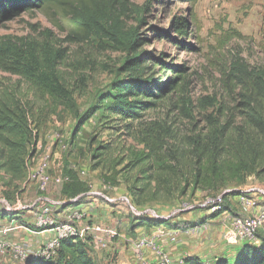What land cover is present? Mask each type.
Listing matches in <instances>:
<instances>
[{
    "label": "trees",
    "instance_id": "trees-1",
    "mask_svg": "<svg viewBox=\"0 0 264 264\" xmlns=\"http://www.w3.org/2000/svg\"><path fill=\"white\" fill-rule=\"evenodd\" d=\"M52 4L59 5L73 25L63 38L58 39L49 29L40 33L41 40L29 34L0 37V72L18 78L17 82L0 80V185L5 188L4 198L9 202L13 194L20 195L27 178L30 179L40 135L38 98L46 96L73 111L76 118L73 137L100 107L77 113L73 89L61 69L67 49L56 43H81L97 36L107 37L115 49L125 52L117 69L125 75L113 82L104 99L109 98L110 111L125 121L127 134L141 146L130 147L119 161L125 162L124 170L140 166L129 185L130 204L171 201L192 196L201 189L220 194L221 204L219 210L206 213L198 223L213 220L224 211L238 213L237 199L242 190L232 186H244L251 177L260 182L264 176V65L251 67L239 55H232L220 72V93L193 100L189 95L186 66L165 61L164 53L155 55L143 49L146 40L141 37L138 26H127L121 19L129 8L127 0H0V21L44 10ZM134 10L140 14V8ZM186 26L185 18L178 17L172 23L173 33L186 35ZM157 36L171 43L178 41L166 32ZM178 44L195 50L182 40ZM155 68L161 73L159 77L155 76ZM21 83L32 96L22 90ZM162 102L170 104L169 112L176 111L189 119L192 128L175 134L165 121L141 122L147 111ZM193 113L199 118L194 119ZM134 122L139 123L135 133L131 132ZM106 148L99 143L95 147L97 157ZM62 175L67 177L61 184L66 201L58 210L82 204L89 192L76 172L62 167ZM102 178L106 183L116 184L115 174ZM229 186L233 189L222 193ZM76 197V201L69 202ZM4 212L11 217L12 212ZM174 219L136 215L130 219V230L150 234L157 229L176 230L198 224ZM256 237V243L241 242L233 246L231 253L213 255L209 260L187 255L182 258L183 264H264V235L257 232ZM91 241L87 235L63 238L50 258L20 264H98L97 257L94 260L92 255Z\"/></svg>",
    "mask_w": 264,
    "mask_h": 264
},
{
    "label": "rangeland",
    "instance_id": "rangeland-1",
    "mask_svg": "<svg viewBox=\"0 0 264 264\" xmlns=\"http://www.w3.org/2000/svg\"><path fill=\"white\" fill-rule=\"evenodd\" d=\"M66 1L74 2L75 0ZM127 1L129 8L121 19L127 26H138L141 37L146 40L143 49L150 50L155 55L164 53L165 61L177 66H186L189 95L193 100L204 95L220 93L218 86L220 72L232 55H239L251 67L264 65V0ZM134 8H140V14H137ZM178 17L185 18L187 21V34L184 36H176L172 30V23ZM140 19H142L141 22H139ZM72 28L73 25L64 11L59 5L52 4L44 10L24 13L11 20L0 21V37L29 34L41 40L43 36L40 33L44 29H49L58 39H61ZM165 32L176 37L178 41L171 43L157 36L158 33ZM180 40L184 44L194 46L195 50L178 46ZM56 43L67 49L61 69L65 72L64 77L68 85L73 89L77 113L84 114L91 108L99 105L100 107L73 137L76 124L73 111L59 101L46 96L38 98L36 107L40 135L37 147H40V151L36 154L34 164L43 153H50L51 177L60 175L63 167L76 172L77 176L86 183L88 191L95 193L88 195L89 198H84L82 201L83 204H91L92 210H95V223L92 216H87L91 210H84V219H87L88 223L93 222L96 225L111 228L117 234L111 240L108 249H95V257L102 255L100 259L102 257L115 259L119 255L115 249L119 251L125 247L123 254L129 257V260H133L135 253L131 247H127L129 243L125 240L126 237L135 238L138 234L137 229L133 233L130 230V219L133 216L142 215L160 220L181 216L180 222L198 223L206 213H209L207 209L210 206H202L203 203L207 198L213 195L215 197L218 193L197 189L192 196L177 197L171 201L156 200L143 205H131L127 199L130 193L129 185L140 166L124 170L125 162L119 161L130 147L141 146L127 134L123 126L125 121L112 114L109 109V98L104 99V94L111 90L113 82L125 75L117 71L123 62L125 52L115 49L107 37L99 39L97 36H92L88 41L81 43L59 41ZM160 75L159 72L155 74L156 77ZM7 79L13 82L18 81L17 77L0 72V80L5 82ZM21 86L23 91L30 93L24 83H21ZM29 95L32 96V93ZM169 105L168 102L160 103L157 108L147 111L141 122L165 121L172 126L175 134L189 131L193 123L176 111L169 112ZM192 116L195 117L194 119L199 118L195 113ZM138 125L139 123L134 122L131 132L135 133ZM99 143H103L107 148L101 150V156L97 157L98 152L95 151V147ZM109 174H115L116 184L103 181L102 176ZM244 184V186L232 187L241 190L249 187H264V176L260 182L251 177ZM3 189L5 188L0 185V213L7 215L4 212L6 207L19 208L12 212L11 217H19L20 214L27 219L30 218L28 207L40 195L37 183L27 178L21 194H13L14 197L9 202L3 196ZM230 189L233 188L229 186L222 190V193ZM46 192L51 199L66 201L61 192V184L51 182ZM101 196L108 197L111 199L110 202L105 201ZM189 204L194 205V208L184 209ZM58 209L53 208V212L55 210L58 212ZM218 229V225L214 224L205 233L183 235L181 240L193 239L205 242L207 250H214L208 251L212 254L220 243L223 244V240L219 238ZM85 235L91 237L88 233ZM232 248L228 253H231ZM0 264L20 263L13 262L6 256H0Z\"/></svg>",
    "mask_w": 264,
    "mask_h": 264
},
{
    "label": "built area",
    "instance_id": "built-area-1",
    "mask_svg": "<svg viewBox=\"0 0 264 264\" xmlns=\"http://www.w3.org/2000/svg\"><path fill=\"white\" fill-rule=\"evenodd\" d=\"M40 151L37 147L36 154ZM43 153V152H42ZM37 157V155H35ZM35 160V158H34ZM51 164L50 153H43L38 157V161L30 170L29 177L37 183L40 195L28 207V212L32 216V223L29 226L16 223L8 219L0 225V256L8 257L13 262H24L26 260L48 259L55 253L59 241L67 237H84L90 234L96 249H108L111 240L117 235L111 228H105L101 225L90 224L85 218L84 210H91V204H79L67 207L60 211V216L53 215V208L60 209L64 202L54 200L47 194L48 186L51 182L62 184L67 177L62 173L57 177H51L49 173ZM95 193L88 192V195ZM100 195V194H99ZM107 202H110L106 196H101ZM78 197L69 202L76 201ZM126 200V198L124 199ZM238 213L228 211L222 212L213 220H205L202 223L195 224L187 228L176 230L157 229L156 231L145 234L139 233L135 238H126L132 251L135 253V264H172L170 254L166 243L177 244L178 235H191L198 232L205 233L214 224L220 229L225 230V238L233 246L241 242H257L256 233L264 235V187L246 188L240 191L238 197ZM221 195L215 198H207L202 206L208 205L209 213L220 209ZM194 205L189 204L184 209L191 210ZM19 208L6 207L8 212H13ZM87 216H90V213ZM36 228L52 227L54 234L46 241L37 245L35 248H28L22 243L14 242L10 235L16 231L31 232ZM183 264L182 259L178 260Z\"/></svg>",
    "mask_w": 264,
    "mask_h": 264
},
{
    "label": "crops",
    "instance_id": "crops-1",
    "mask_svg": "<svg viewBox=\"0 0 264 264\" xmlns=\"http://www.w3.org/2000/svg\"><path fill=\"white\" fill-rule=\"evenodd\" d=\"M87 198H89V197H87ZM93 200H95V198H93ZM94 208H95V206H94ZM18 216H19V218L14 219V217L11 218V217H9V215L8 216L0 215V225L4 224L8 219L13 220L16 223H22L25 225L32 223V216L31 215H30V218H28V219L26 217H23L20 214ZM54 216L55 217L60 216L59 210H58V212L56 211V214ZM90 216L93 217L92 219L94 220V223H95V210H92L90 212ZM174 220L175 221L182 220V217L178 216ZM218 228H219L218 229L219 238L221 237V239L223 240V244L220 243V245L215 248V252H212V254H210L209 252L214 251V250H210V249L207 250V246H206L205 242L197 241V240H193V239H190L188 241L181 240V238L183 237L184 234L178 235V243L177 244L172 245L170 243H168V244L166 243L165 246L167 247L168 252L170 254L172 264H179L178 260L182 259L183 257H185L187 255H197V256L202 257L203 259L209 260L213 255H219L221 253L230 252L229 250L233 247V245L229 244V242L226 239H224L225 238V235H224L225 230L220 229V227H218ZM32 229L33 230L31 232L16 231L10 235V239L14 242L22 243L26 247L32 249V248H35L37 245L41 244L42 242L48 240L54 234L52 227H47V228L32 227ZM127 247H130V245H128ZM92 248L94 249V251L92 252V255H93V258L95 260V245H93ZM124 248L125 247H123V249H120L119 251H117V249H115L116 252H118V254H119L117 257H115V259L103 258V257H102V259H100L102 255H99L97 257V263L98 264H114V263L135 264L134 259L129 260L128 259L129 257H127L126 255L123 254ZM220 250H222V251L217 253ZM120 254H122L123 256H121ZM109 260H112V262H109Z\"/></svg>",
    "mask_w": 264,
    "mask_h": 264
}]
</instances>
